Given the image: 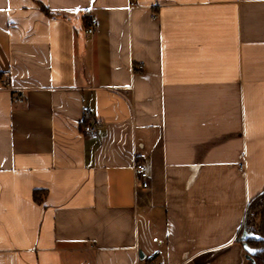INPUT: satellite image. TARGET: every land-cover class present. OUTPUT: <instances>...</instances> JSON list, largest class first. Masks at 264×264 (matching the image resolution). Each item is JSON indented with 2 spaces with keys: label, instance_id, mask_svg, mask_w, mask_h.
<instances>
[{
  "label": "crops",
  "instance_id": "1",
  "mask_svg": "<svg viewBox=\"0 0 264 264\" xmlns=\"http://www.w3.org/2000/svg\"><path fill=\"white\" fill-rule=\"evenodd\" d=\"M0 9V264H251L264 0Z\"/></svg>",
  "mask_w": 264,
  "mask_h": 264
},
{
  "label": "trees",
  "instance_id": "2",
  "mask_svg": "<svg viewBox=\"0 0 264 264\" xmlns=\"http://www.w3.org/2000/svg\"><path fill=\"white\" fill-rule=\"evenodd\" d=\"M243 230L252 234V237L243 240L252 248L251 264H264V189L249 202L241 228Z\"/></svg>",
  "mask_w": 264,
  "mask_h": 264
},
{
  "label": "built area",
  "instance_id": "3",
  "mask_svg": "<svg viewBox=\"0 0 264 264\" xmlns=\"http://www.w3.org/2000/svg\"><path fill=\"white\" fill-rule=\"evenodd\" d=\"M95 26V22L91 21L88 25L86 32L90 33ZM91 128L89 126L85 127V131H89ZM133 174H134V186L139 190H147L150 187V174L147 168V165L144 161L138 160L133 165ZM148 264H154L149 262Z\"/></svg>",
  "mask_w": 264,
  "mask_h": 264
},
{
  "label": "rangeland",
  "instance_id": "4",
  "mask_svg": "<svg viewBox=\"0 0 264 264\" xmlns=\"http://www.w3.org/2000/svg\"><path fill=\"white\" fill-rule=\"evenodd\" d=\"M242 236H243V237H246V238H249V237H252V234L246 232L245 230H243V231H242ZM246 238H245V239H246ZM245 245H246V247H247V248L251 251V253H252V248H251L250 246H248L246 243H245Z\"/></svg>",
  "mask_w": 264,
  "mask_h": 264
},
{
  "label": "water",
  "instance_id": "5",
  "mask_svg": "<svg viewBox=\"0 0 264 264\" xmlns=\"http://www.w3.org/2000/svg\"><path fill=\"white\" fill-rule=\"evenodd\" d=\"M246 237H243V240H245ZM245 249L247 251V257L248 259L251 261L252 257H251V251L246 247L245 243H244Z\"/></svg>",
  "mask_w": 264,
  "mask_h": 264
},
{
  "label": "snow or ice",
  "instance_id": "6",
  "mask_svg": "<svg viewBox=\"0 0 264 264\" xmlns=\"http://www.w3.org/2000/svg\"><path fill=\"white\" fill-rule=\"evenodd\" d=\"M0 11H3V9H0Z\"/></svg>",
  "mask_w": 264,
  "mask_h": 264
}]
</instances>
